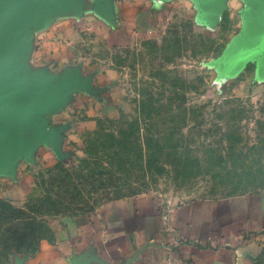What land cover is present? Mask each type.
<instances>
[{"label": "rangeland", "instance_id": "rangeland-1", "mask_svg": "<svg viewBox=\"0 0 264 264\" xmlns=\"http://www.w3.org/2000/svg\"><path fill=\"white\" fill-rule=\"evenodd\" d=\"M191 10L179 5L116 45L80 29L72 43L51 40L76 58L27 60L54 90L51 121L34 129L50 126L52 146L62 145L53 160L39 156L33 195L0 216V264L13 252L3 249L11 230L55 242L54 228L121 197L179 202L264 187V74L236 62L227 30Z\"/></svg>", "mask_w": 264, "mask_h": 264}, {"label": "crops", "instance_id": "crops-1", "mask_svg": "<svg viewBox=\"0 0 264 264\" xmlns=\"http://www.w3.org/2000/svg\"><path fill=\"white\" fill-rule=\"evenodd\" d=\"M179 5L211 26L225 28L227 46L240 63L249 62L264 74V0H5L1 4L0 52L9 50L10 59L20 55L26 60L24 71L18 69L17 82L0 84V90H9L11 102L25 101L10 111L0 108L2 201L17 203L33 195L39 156L45 151L43 159L53 160L62 145L53 140L52 146L50 126L34 129L51 121L50 99L46 95L35 99L37 93L50 91L52 82L50 73L40 72L27 60L39 64L37 52L42 58L61 60L64 53L55 52L51 40L60 37L72 43L84 28L102 33L109 45L127 43L136 30L158 26ZM75 54L67 51L64 60L76 58ZM57 120L61 123L63 116ZM66 225L54 228L55 242L42 239L33 253L12 252L6 264H264V187L179 202L154 194L126 196Z\"/></svg>", "mask_w": 264, "mask_h": 264}, {"label": "water", "instance_id": "water-1", "mask_svg": "<svg viewBox=\"0 0 264 264\" xmlns=\"http://www.w3.org/2000/svg\"><path fill=\"white\" fill-rule=\"evenodd\" d=\"M5 0H0V6L1 4L4 2ZM203 19V18H202ZM21 48V45H20ZM9 50H3L2 52H0V84L3 83H15L18 81L19 76H18V69H19V73L21 72V69H23L24 71V62L25 60L23 58L20 57V55H16L17 58H9ZM232 56V54H231ZM234 58L236 60V62L240 63L241 61L238 60V55H235L234 53ZM17 70V71H16ZM12 72L13 75H11L10 73ZM261 72V71H260ZM262 73V72H261ZM51 88V87H50ZM54 90H50L48 91V89L44 92H46L44 94V92H39L36 94V99H41L42 96L46 95L45 97H47V92H51ZM9 90L6 88H2V90H0V108L4 109L6 111H10L13 110L15 108H20L21 106L24 105V102L18 101V102H11L9 100Z\"/></svg>", "mask_w": 264, "mask_h": 264}, {"label": "trees", "instance_id": "trees-1", "mask_svg": "<svg viewBox=\"0 0 264 264\" xmlns=\"http://www.w3.org/2000/svg\"><path fill=\"white\" fill-rule=\"evenodd\" d=\"M149 156L153 155V151L151 153L148 152ZM148 162H150V160L148 159ZM8 202L2 201L0 199V216H10V210H11V206L8 205ZM0 234H2L0 232ZM10 236L9 239L6 240L5 244H3V249H5V252L8 251L9 249H11L13 252H23L25 251L27 248V250H36L39 241L44 237H41V234H37L36 230H28L27 228H23L21 231H18L17 229H13L10 231ZM5 247V248H4ZM1 254H4L2 251L0 252Z\"/></svg>", "mask_w": 264, "mask_h": 264}]
</instances>
